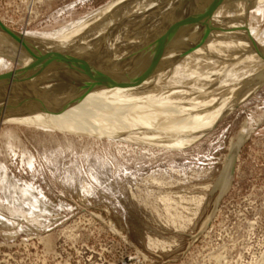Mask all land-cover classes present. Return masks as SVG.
Wrapping results in <instances>:
<instances>
[{
  "label": "rangeland",
  "instance_id": "obj_1",
  "mask_svg": "<svg viewBox=\"0 0 264 264\" xmlns=\"http://www.w3.org/2000/svg\"><path fill=\"white\" fill-rule=\"evenodd\" d=\"M115 1L118 3L119 0H0V22L22 35L29 33L35 36L34 40L29 38L35 42L32 44L34 46L29 41V48H25L24 53L19 39L21 43L17 41L16 47L0 50V74L24 68V61L34 64L27 60L28 58L38 61L39 55L54 57V49L58 51L61 48L55 52L59 54L64 48L60 42L62 39L69 42L77 38L79 43L76 44L81 47V52L77 53L79 57H82V52L88 56L94 54L93 59L91 56L85 58L89 63L84 62L82 57L80 65L88 64L93 67L103 59L105 61L109 57L117 58L128 51L131 53L134 51L135 54L143 52L146 55L154 52L156 58L162 53L161 58L157 59L162 68L173 67L176 63L186 66L190 62L191 65L192 61L198 63L201 61L204 64L209 59L207 53L208 55L212 53L213 46L217 43L221 45L220 41L221 43L227 41L225 34L230 35L234 32L239 34L240 43L233 45L240 46L244 53L257 56V50L248 44V39L264 47V0H224L222 1L224 11L221 12L216 10L221 0L217 5L211 4V0L204 2L197 0L185 4L173 2L162 5L160 13L153 15L148 13L147 16L140 15L143 14L141 8L136 6L135 9L120 8V11L115 7L117 4ZM239 15L243 23L241 20L234 21L236 16L240 18ZM169 22L179 27L175 29L168 27L166 31L164 26ZM225 27L233 28L234 32L233 29ZM180 30L183 32L179 35ZM144 34L146 36L149 34L148 38ZM154 34L163 39V43L160 38L154 39L156 42L149 40ZM202 34L204 36L211 34V40L209 35L201 37ZM164 35L169 38L166 39ZM232 36L236 38L235 35ZM195 38L200 40L196 41ZM41 39L46 41L43 40L46 44H43V47L39 44L43 43ZM47 40H57V43L54 45L51 42L49 45L50 42ZM8 42L11 41L0 39V47H5ZM110 43H113V47ZM198 44L200 47L209 45L211 49L203 52L205 50L198 48ZM151 46L154 48L150 49ZM188 46L190 48H187ZM46 48L52 49L46 51L52 54L45 51L43 54L42 50ZM177 48L182 49L179 51ZM177 50L181 58L177 56ZM193 51L198 53L195 55ZM185 53L189 54L186 58ZM36 54L38 56L33 58L32 56ZM72 55L70 53V56ZM129 56L127 62L133 60V54ZM174 56L178 57V60H174ZM55 57H60V54ZM101 57L103 58L100 59ZM122 58L116 61L121 63ZM243 58L241 57L242 60ZM240 61L236 64L239 65L242 62ZM53 62L54 65L48 64L45 71L47 78L52 76L55 78L52 79L53 82H67L69 79L72 81L74 78L87 76H80L83 71L73 73L66 70L65 62L66 66L58 64V60ZM244 65L248 66L251 63ZM131 69L129 71L138 70L133 67ZM58 72L65 73V77L61 76L62 79L54 77L53 74L56 75ZM70 72L73 76L67 77ZM88 72L85 71L86 74ZM27 74L15 75L10 82L0 83V116H3L2 112H8L4 115L8 118L0 120V264H264V82L249 97L242 100L239 107L230 109L223 118L209 126L205 134L195 139L192 135L203 132L201 125L209 124L214 117V106L205 100L210 97L209 92L198 87L199 90L194 91L197 94L194 92L192 96L185 94L187 99L191 97L188 104L185 103L187 99L185 102L182 101L184 95L180 91L183 87V90L193 89L191 84H179L180 86L177 84L178 88L175 84V87H172V84L166 83L169 84V89L167 85L160 84L159 89L163 87L167 90L161 89L160 92L163 90V94L158 92V95L151 93V89L152 92L159 91L157 86L150 85L151 82H148L150 86L148 83L145 86L144 83L140 85L129 83L133 87L125 83L122 90L126 92L134 90L127 94L129 99L131 96L133 99L136 97L134 99H138L136 102L142 100L168 102L170 99L169 104L184 102L182 104L184 106L181 105L183 108L187 105L190 106L189 109L191 106L194 107L190 110L206 104L213 107L207 109L205 106L206 112L204 109L203 113L201 109L196 110L198 112L192 111L193 113L187 109L191 112L192 118L198 116L200 125L190 123L191 126L195 125L190 129L196 131H192V135H185L184 138L191 137L189 139L193 140H188L186 145L180 144L178 148H172L164 143L166 140L162 138L157 141L146 139L148 142L141 140L142 134L138 131V125L132 120L135 114L127 103V107L123 105L115 110L113 109L115 106L112 107L114 111L122 114L121 116L118 114V123L116 117L110 119L113 114L108 118L114 128L126 131L124 133L126 138L123 137V132L118 130L112 131L113 138L107 137L108 134L86 136L27 125V121L22 119L8 120L15 116L13 112L18 116L28 114V94L32 93L30 88L33 86L24 82V76ZM115 74L118 72L115 71ZM123 76L130 79L133 74L123 72ZM43 81L44 84L48 83L46 79ZM154 81L157 82L156 79ZM170 90L177 91L178 94L180 92V96L169 93ZM74 91L78 95L79 103H89L87 98L90 96L89 91L92 90L88 91L89 94L85 92L87 96L83 93L87 98L81 95L84 97L82 99L79 96L81 94L79 89H73ZM113 91L115 89L104 93L102 96L106 98L98 97L95 102H112L115 99L122 101L119 95L121 91L114 93ZM52 92L54 94H50L57 95L56 97L61 93L66 95V91ZM132 92L137 95L134 93L136 96H133ZM44 93L47 94V91ZM71 94L75 96L74 93ZM194 95L202 96L204 101H198L199 99L193 98ZM1 96H5L6 100L4 101ZM178 96L179 99L182 98L179 100ZM51 97H48V103L52 102ZM58 99L54 98L55 108L48 109L45 106L46 102L45 111H59L57 103L61 100ZM123 100L129 102L128 98ZM194 101L198 102L195 104ZM21 108L23 109L20 110ZM113 110L110 113H113ZM123 121L128 122L127 125L132 126V129L125 127ZM243 124H247L248 138L238 154L231 185L214 209L218 191L211 195L209 192L223 166L229 143Z\"/></svg>",
  "mask_w": 264,
  "mask_h": 264
},
{
  "label": "bare ground",
  "instance_id": "obj_2",
  "mask_svg": "<svg viewBox=\"0 0 264 264\" xmlns=\"http://www.w3.org/2000/svg\"><path fill=\"white\" fill-rule=\"evenodd\" d=\"M194 1H197V0H119L118 3L116 4V8H119L118 10H120V8H134L135 9V6L137 8H141L140 11H142L143 14H140V15H145L147 16V14L149 13V15H153V14H158L160 13V8L162 5H165V4H172L173 2H177V3H180V4H185V3H192ZM200 2H204V1H207V0H198ZM209 1V0H208ZM220 0H211V4H216L219 2ZM222 1L224 0H221V2L216 6V10H223L222 8ZM247 1V0H246ZM115 2H113L115 4ZM230 2V1H229ZM234 3V2H233ZM236 4V3H235ZM242 4V3H241ZM113 5V4H112ZM232 6V5H231ZM244 6V5H242ZM241 6V7H242ZM109 7V6H108ZM110 7H113L110 5ZM114 7V8H115ZM212 7V6H211ZM245 7V6H244ZM115 8V9H116ZM226 8V7H225ZM227 8H229L227 6ZM114 9V10H115ZM236 9V8H235ZM245 9V8H244ZM117 10V11H118ZM196 10V9H195ZM199 10V9H198ZM215 10V12H216ZM241 10V9H240ZM121 11V10H120ZM212 11V10H210ZM209 11V12H210ZM224 11V10H223ZM232 11V10H231ZM233 11H234V8H233ZM232 11V12H233ZM243 11V10H242ZM241 11V12H242ZM240 12V13H241ZM133 13V12H132ZM244 13V11H243ZM229 14V12H228ZM236 14V13H235ZM242 15V13H241ZM244 15V14H243ZM124 16V15H123ZM126 16V15H125ZM124 16V17H125ZM228 16V15H227ZM240 16V15H239ZM122 17V16H121ZM127 17V16H126ZM130 17V16H129ZM128 17V18H129ZM243 17V16H242ZM245 17V16H244ZM243 17V18H244ZM131 18V17H130ZM129 18V19H130ZM227 18V17H226ZM234 18V17H232ZM123 19V18H122ZM121 19V20H122ZM220 19V18H219ZM228 19V18H227ZM167 20V19H166ZM234 20V19H233ZM242 22V19H241V16L240 18L236 16L235 20L234 21H238ZM244 20V19H243ZM88 22V21H87ZM231 21H229L230 23ZM129 23V22H128ZM227 23V26L228 24ZM232 23V22H231ZM230 23V24H231ZM243 23V22H242ZM241 23V24H242ZM173 23L172 22H169V23H165V28H166V31H167V28L168 27H173L174 29L176 27H179V26H174L172 25ZM176 24V23H175ZM236 24V22H235ZM170 25V26H169ZM178 25V24H176ZM233 25V24H232ZM231 25V27H232ZM124 26V25H123ZM188 27V25H186ZM225 26V25H224ZM234 26V25H233ZM190 27V26H189ZM221 27V26H219ZM110 30H112V26H110ZM122 28V27H121ZM165 28L163 29V32L165 30ZM201 28V27H200ZM226 29L228 27H225ZM126 29V28H125ZM129 29V28H128ZM173 29V30H174ZM218 29V28H217ZM224 29V28H223ZM229 29V28H228ZM233 29V28H232ZM232 29H229V30H232ZM151 30V29H150ZM160 30V29H159ZM169 30V29H168ZM177 30V29H176ZM228 30V31H229ZM114 31V30H113ZM124 31V30H123ZM165 31V32H166ZM170 31V30H169ZM168 31V33H169ZM172 31V30H171ZM199 31V30H198ZM207 31V30H206ZM214 31V30H213ZM212 31V33H213ZM216 31V29H215ZM225 32H227V30L224 29ZM236 31V30H235ZM68 32V31H67ZM111 32V31H110ZM116 32V31H114ZM175 32V31H173ZM183 32V31H178L179 35L180 33ZM220 32V31H218ZM223 32V31H222ZM221 32V33H222ZM233 32H234V29H233ZM145 33V32H144ZM147 33V32H146ZM151 33V32H150ZM167 33V32H166ZM195 33V32H194ZM219 33V34H221ZM232 33V32H229V34ZM237 32H234L230 35H226L225 34V39L224 40L225 42L221 43V41L219 42L221 45H218L215 44L214 49H212V53L208 55L207 53V57L209 59L206 60V62L203 64L201 61L198 63L197 61H192V64L190 65V62L188 65L186 66H182L180 63H176V65H174L173 67H170V68H167V67H161L159 65V61H157V59H159V57L161 58L160 55H162V53L159 55L158 58H156L153 52V54H145L143 52H138V53H133L134 51H131L129 52H125V54H122L120 55V57H117V58H111L110 57L104 61V59L102 60V62L99 61V63L97 65H95L94 67L93 66H89L88 64H86L85 66H81L80 64V60L81 58L83 57L84 60L85 58L91 56L87 53H83L82 57H79L77 55V53H80L81 51V47L79 44H76L79 43L76 39L73 40V41H69V42H64L63 39L60 41L62 42L64 48H62V51L59 52L60 54V57H55V56H58L59 54L55 53L57 50L54 49V57L53 56H49V55H37L36 56H32L33 58H36L38 56L39 60L36 61V60H33L30 58H28L27 60H29L30 62H33L34 64H29L27 61H24L25 63V67L22 68V69H16V70H13V71H9V72H6L5 74H0V83L2 82H10V80L15 76V75H18V74H21V76H23L22 74H26L28 73L26 76H24V82L28 83L29 85H32L33 88H30L32 89V93L29 95L28 94V102H27V105H28V108L29 110L27 111L28 114L27 115H16L17 113H14L13 114L15 115L13 118H9L8 120H19V119H22L24 121H27V125H32V126H36V127H43L45 129H52V130H60L62 131L63 133H69V134H75V135H86V136H100L99 134L101 135H105V134H108L109 138H113V134L112 131H122V135L123 137L126 138V131L122 130L121 128L117 129V128H114V126L110 123V120L108 119L112 114L114 116H111L110 119L116 117L115 119L117 120V123L119 122V118L118 116L120 115V113L114 111L115 108H120L119 106H126V103L129 105V107L133 110V113L135 114V116L132 117V120H134L136 122V125H138V131L143 135H140V138H142L141 140H148V139H154V140H160L159 138H162L164 140H166L164 143H167L170 147H175V148H178L181 144V146L183 145H186L188 144V140L191 141L193 139H189L191 137H187V138H184L185 135H192V131H196V129H190L192 127H194L195 125H200V123H198V116H196V118H192L191 117V112L192 111H196V110H200L202 111V113L205 111L206 112V109H205V106L207 107H210L211 106H208L207 104L206 105H203L202 107H198V109H193V110H190L191 108H194L191 106V108L189 109L190 106H185V108H183L182 104H184V100L187 99L185 96V94L189 95V96H192L193 92L194 91H198L199 88L201 87L202 91H206V92H209L210 93V97H208V99L205 98L206 101H208L209 103L211 102L212 106H214V111H213V114H214V117L211 118L210 120V123L209 124H206V123H203L204 125L202 126L201 125V128L203 129V132L201 133H198L197 135H192V137L197 138L198 136H201L203 134H205L208 129L219 119L223 118L225 116V114L230 110L232 109L233 107L234 108H237L239 107L240 103L242 100H244L245 98L249 97L260 85L261 83L264 82V47H260L256 44H254L250 39H248V44L257 50V56L254 57V54H250V53H244L241 49L240 46H234L233 44L235 43H240V38H239V34ZM24 35H22L21 33L19 32H16L14 30H10L9 28H7L5 25H3V23L0 22V39H6V40H10L11 42L7 45H4L5 47H0V50L2 51L3 49H5L6 47L8 48H13V47H16V43L18 41V39L20 41H18L19 43H21L23 46H22V52L24 51L25 48H29V44L31 42V45L34 44L35 42H32L35 38V36H31L29 33H23ZM66 35V32L64 33ZM69 34V33H68ZM172 35V33H170ZM170 34H166L170 36ZM191 34V33H190ZM204 34V32H203ZM202 34V35H203ZM206 34V32H205ZM224 34V33H223ZM114 35V34H113ZM122 35V34H121ZM120 35V36H121ZM146 36V34H144ZM149 35V34H148ZM148 35L146 36V38H148ZM177 35V34H176ZM192 35V34H191ZM209 35V39H210V35L211 34H208ZM208 35H205V36H208ZM213 35V34H212ZM232 35H235L236 38H234ZM80 36V35H79ZM111 36V35H110ZM110 36L108 38H110ZM165 36V35H164ZM165 36V38H166ZM169 36L167 38H169ZM187 35H185L186 37ZM193 36V35H192ZM191 36V37H192ZM204 35L201 36V37H205ZM223 36V35H222ZM220 36V37H222ZM247 36V35H245ZM38 37V36H37ZM64 38V36H62ZM67 37V36H66ZM70 36H68L67 38H69ZM75 37V36H74ZM74 37H72L74 39ZM77 37V36H76ZM82 37V35H81ZM127 37V35H126ZM175 37V36H174ZM197 37V36H196ZM200 37V38H201ZM29 38L33 39L32 41L29 40ZM79 38V37H78ZM83 38V37H82ZM114 38H116L114 36ZM118 38V36H117ZM142 38H144L142 36ZM160 37L157 36V35H153V37L149 38V40H152V41H155L154 39H159ZM164 38V39H165ZM166 38V39H167ZM54 39V38H53ZM66 39V38H65ZM81 39V38H79ZM112 39V38H111ZM136 39V38H135ZM176 39V38H175ZM192 39V38H191ZM196 39V38H195ZM206 39V38H205ZM207 39V41L209 40ZM223 39V38H222ZM37 40V38L35 39V41ZM42 40V39H41ZM44 40V39H43ZM42 40V41H43ZM46 40V38H45ZM44 40V41H45ZM69 40V39H68ZM119 40H121L119 38ZM126 40V39H125ZM139 40V39H138ZM137 40V41H138ZM147 40V39H146ZM161 40V38H160ZM172 40V39H171ZM188 40V39H187ZM197 40H200L199 38L196 39ZM211 40V39H210ZM209 40V41H210ZM30 41V42H29ZM44 41L43 43L42 42H39V44H42V47H43V44H44ZM50 44H54L57 40L55 41H52V40H47ZM67 41V40H66ZM113 41V40H112ZM111 41V42H112ZM133 41V40H132ZM140 41V40H139ZM138 41V43H139ZM177 41V40H176ZM195 41V40H194ZM206 43H209L207 42ZM6 42V41H4ZM3 42V43H4ZM46 42V41H45ZM47 42V43H48ZM52 42V43H51ZM59 42V41H58ZM109 42V40H108ZM156 42V41H155ZM3 43H2V46H3ZM7 43V42H6ZM5 43V44H6ZM57 43V42H56ZM114 43V42H113ZM113 43H110L112 44V47H113ZM116 43V42H115ZM132 43V42H130ZM137 43V44H138ZM160 43V42H157V44ZM161 43H163V39L161 40ZM196 43V42H195ZM194 43V44H195ZM198 43V42H197ZM196 43V44H197ZM202 43V41H201ZM204 43V42H203ZM1 44V43H0ZM38 44V42L36 43ZM103 44V43H102ZM109 44V43H108ZM107 44V45H108ZM133 44V43H132ZM156 44V43H155ZM156 44V45H157ZM173 44V43H171ZM188 44V43H187ZM191 44V42H190ZM232 44V45H231ZM26 45V46H25ZM46 45V44H44ZM55 45V44H54ZM59 46V44H57ZM56 45V46H57ZM122 45V44H121ZM130 45V44H129ZM136 45V44H135ZM163 45V44H162ZM166 45V44H165ZM203 45V44H202ZM212 45V44H211ZM230 45V46H228ZM34 46V45H32ZM57 46V47H58ZM61 45V47H63ZM67 46V47H66ZM118 46V45H117ZM134 46V45H133ZM158 47H160L159 45H157ZM209 45H203V46H199L198 44V48H201L204 49L205 51L203 52H207L208 48L211 49V47H207ZM38 47V46H37ZM41 47V45L39 46ZM41 47V48H42ZM46 47V46H45ZM48 47V46H47ZM60 47V46H59ZM58 47V48H59ZM111 47V45H110ZM153 46H151L150 49H152ZM158 47L156 49H158ZM181 47V46H180ZM186 47V46H185ZM194 47V46H193ZM191 46V48H193ZM49 48V47H48ZM46 48V50H42V53L44 54L43 51H48V50H52V49H48ZM57 48V49H58ZM119 48V46H118ZM121 48V47H120ZM154 48V47H153ZM162 48V46H161ZM164 48V47H163ZM187 48H190L189 46ZM32 49V48H31ZM35 48L33 47L32 50H34ZM48 49V50H47ZM165 49V48H164ZM163 49V50H164ZM167 49V48H166ZM165 49V50H166ZM178 49V48H177ZM182 49V48H181ZM180 49V50H181ZM185 49V48H183ZM196 49V48H195ZM30 50V49H29ZM28 50V52H29ZM31 50V51H32ZM61 50V48L58 49V51ZM137 50V49H136ZM147 50V49H146ZM159 50V49H158ZM162 50V51H163ZM169 50V48H168ZM171 50V48H170ZM176 49H174L175 51ZM179 50V49H178ZM177 50V52H178ZM179 50V51H180ZM187 50V49H186ZM190 50V49H189ZM194 50V49H193ZM199 51V49H197ZM12 51V50H11ZM39 51V50H38ZM49 51V52H50ZM57 51V52H58ZM155 51V50H154ZM161 51V50H160ZM161 51V52H162ZM201 51V52H202ZM21 52V49L20 51ZM27 52V51H26ZM34 52V51H33ZM49 52L47 54H49ZM71 55L73 53H75V55L73 54L72 56H70V53ZM165 52V51H164ZM176 52V51H175ZM183 52V50H182ZM195 53V55L198 53H196L195 51H193ZM200 52V53H201ZM202 52V53H203ZM24 53V52H23ZM31 53V52H30ZM35 53V52H34ZM32 53V54H34ZM40 53V51H39ZM41 53V54H42ZM45 53V54H46ZM52 54V52H50ZM62 53V54H61ZM81 53V54H82ZM158 53V52H157ZM167 53V51H166ZM170 53V51H169ZM173 53V51H172ZM181 53V52H180ZM184 53V52H183ZM187 53V51H186ZM185 53V55H186ZM190 54V52H188ZM192 53V52H191ZM239 53H241L239 55ZM67 54V55H66ZM69 54V55H68ZM99 54V53H98ZM133 54V57L135 55V57L127 62V59L130 57L129 55H132ZM188 54V55H189ZM229 54V55H228ZM248 55V56H245ZM35 55V54H34ZM62 55V56H61ZM80 55V54H79ZM157 55V56H158ZM188 55L184 56V58H186ZM193 55V54H192ZM206 55V54H205ZM245 56L243 58V56ZM81 56V55H80ZM104 56V55H103ZM179 58H181L179 56V52H178V55H177ZM191 56V54H190ZM204 56V55H203ZM67 59L65 60L64 58ZM92 59L94 58V54L91 56ZM89 57V58H91ZM96 57V56H95ZM113 57V56H112ZM123 57V58H122ZM178 57L175 58L174 56V60L177 59L178 60ZM241 57L243 58V60L241 59ZM103 57H101L100 59H102ZM118 58H122V62L121 63H118L116 60ZM193 59V57H190ZM198 58V56H197ZM19 59V58H17ZM91 59V60H92ZM190 59V60H192ZM55 60H58V64L61 63V66H66L67 65V68L66 70H71V72L73 71V73H78V71H83L84 73L80 74L81 75H87L86 77H78L79 78H74L72 79H69V81L67 82H53L52 79H55L53 78L52 76V73L50 71L51 74L50 76L52 77H49L47 78L45 75H47V71L46 68H48V64H52L54 63L53 61ZM62 60V61H61ZM65 60V61H64ZM147 60V62H145ZM189 60V59H188ZM241 60L243 63V65H237L236 63ZM20 60H18L19 62ZM67 61V62H66ZM79 61V62H78ZM96 61V60H95ZM124 61V62H123ZM157 62V63H151V62ZM199 61V60H198ZM256 61H259L261 64L259 65L258 63L259 62H256ZM65 62V64H64ZM84 62H87V59L84 61ZM254 62V63H253ZM257 64H256V63ZM63 63V64H62ZM69 63V64H68ZM89 63V62H87ZM245 63H251V65H244ZM130 64V65H129ZM198 64L200 66H198ZM49 65V66H50ZM54 65V64H52ZM51 65V66H52ZM77 66L74 68V66ZM88 65V66H87ZM127 65V66H125ZM50 66V67H51ZM89 67V68H88ZM133 67V69H136L138 68V70H136L135 72L133 71H129V70H132L131 68ZM71 68V69H70ZM125 69V70H124ZM262 69V70H261ZM61 70V69H60ZM63 71V70H62ZM75 71V72H74ZM85 71H89L87 74L85 73ZM115 71L118 72V74H115ZM261 71V72H260ZM70 72V73H71ZM123 72H128V73H131L133 74L132 78L130 77L131 80H133L131 82V80L129 79V77L127 76H123ZM69 73V75L67 77H71L73 76V74L71 75ZM68 74V73H66ZM113 74V75H112ZM54 77L56 78H63L61 76H64L65 77V73L61 74L60 72L53 74ZM59 75V77H57ZM75 75V74H74ZM117 75V76H115ZM45 76V78H44ZM76 76V75H75ZM48 80L46 82H48L47 84H44L43 80ZM66 79V78H65ZM81 79H83L81 81ZM85 79V80H84ZM100 79V80H99ZM157 80V82H155L154 80ZM58 80V79H56ZM23 82V80H21ZM49 82H51L52 84H50ZM148 82H151L150 85L152 84V86H157L158 89H159V85L160 86H168L167 88L169 89V84H172V87H178L177 84H183V85H188V84H191V87H193V89H187L183 87V89L180 91L181 93H183L184 95V99H182V104H180L181 102H175L177 104L174 105V102H172L173 104H169V100L168 102H166L165 99V95H164V102H144V100H142L143 98H141L142 101L140 102H136L137 100H134L132 98V96L130 97L129 99V96H128V92L122 90V87L124 88V85H126L125 83H128L127 85H129V83H133L135 85H140V84H143V86L147 85ZM153 82H155V84H153ZM18 83L20 84V80L18 81ZM166 83H169V84H166ZM175 84V85H174ZM149 83H148V86H150ZM193 85V86H192ZM132 86V84L129 85V87ZM142 86V85H141ZM171 86V85H170ZM180 86V85H179ZM31 87V86H30ZM112 87L115 89V91H121L119 95H121V99L122 101L119 99H115L114 101L112 100V102H107V101H104V102H99V103H96L95 100H97L96 98L100 97L99 99L103 98L104 96H102L104 93H108V92H112ZM128 87V86H127ZM133 87V86H132ZM131 87V89H132ZM156 87V89H157ZM171 87V88H172ZM199 87V88H198ZM91 88V89H89ZM104 88V89H103ZM116 88H121L120 90L119 89H116ZM135 88V87H134ZM143 88V87H141ZM153 88V87H150V89ZM179 88V87H178ZM177 88V89H178ZM73 89H79V92L81 94H79V96L81 97L82 96H85L86 93L89 94L90 92V96L87 98V94L85 96V98H87L88 102H86V104H81L78 102V99H77V94H75L76 92L74 91L73 92ZM92 90L89 91V90ZM105 89H108L107 92H104ZM154 89V88H153ZM155 89V90H156ZM163 89L165 90L163 87H161L159 89V91H153L152 92V89L150 90L152 94H158V92H160V90ZM175 89V88H174ZM55 90H58V91H61V92H64L66 91V95L64 93H61V95H59V97H56L50 93H53L52 91L55 92ZM89 92H88V91ZM162 90V92H163ZM167 90V89H166ZM165 90V91H166ZM47 91V94H45L44 92ZM87 91V92H86ZM113 91V93L115 92ZM123 91V92H122ZM131 91H134V90H131ZM130 91V92H131ZM145 91V90H143ZM164 91V92H165ZM169 91V90H168ZM167 91V92H168ZM49 92V93H48ZM86 92V93H85ZM129 92V93H130ZM135 92L138 93V90ZM134 92V93H135ZM160 92V94L162 93ZM172 92V93H171ZM179 92V94H180ZM242 92V93H241ZM27 93V92H26ZM57 93V92H55ZM60 93V92H59ZM71 93H74V95L76 96H73ZM83 93H85L83 95ZM133 93V92H132ZM133 93V96H136L135 94ZM166 93V92H165ZM164 93V94H165ZM171 94H174L176 96L179 95L177 91H171L170 92ZM195 94H197V92H194ZM205 93V92H204ZM240 93V95H239ZM50 94V95H49ZM54 94V93H53ZM118 94V93H117ZM116 94V96H117ZM140 94V93H138ZM144 94V93H143ZM147 94V93H146ZM163 94V93H162ZM161 94V95H162ZM171 94H169L171 96ZM131 95V94H130ZM157 95V96H158ZM160 95V96H161ZM168 95V97L170 98V96ZM204 95V94H203ZM239 95V96H238ZM51 97L53 96L54 98H59L58 102L57 103V106L59 108V111H55V112H50V111H45V109H49L50 108H55L56 105L54 106V98L51 97V101L50 103H48V97ZM106 96V95H105ZM109 96V94L107 95ZM174 96V97H175ZM180 96V95H179ZM179 96H178V99H179ZM182 96V95H181ZM119 97V96H117ZM142 97V96H141ZM147 97V96H146ZM1 98L4 99V101L6 100L5 96H1ZM76 98V99H75ZM84 98V97H81V99ZM106 98V97H104ZM109 98V97H107ZM123 98L129 100V102H125L123 100ZM138 98V97H137ZM162 98V97H161ZM182 98V97H181ZM180 98V99H181ZM191 98V97H190ZM188 98V99H190ZM195 99H199L198 101H204V98L201 96V97H198V96H195L194 97ZM50 99V98H49ZM157 99V98H156ZM172 99V98H171ZM176 99V98H175ZM174 99V100H175ZM176 99V100H178ZM179 99V100H180ZM185 102V103H188L190 100H188ZM9 100V99H8ZM18 100V99H17ZM24 100V98H23ZM57 100V99H55ZM105 100V99H104ZM140 100V98H139ZM158 100V99H157ZM175 100V101H176ZM102 101V100H101ZM163 101V100H161ZM173 101V100H172ZM196 101V102H198ZM205 101V102H206ZM21 101H19L20 103ZM44 102V103H43ZM48 103L49 106H47L46 104ZM85 102V101H84ZM166 102V103H165ZM171 102V101H170ZM195 102V101H194ZM195 102V104H196ZM9 103V101L7 102V104ZM18 103V106L20 105ZM43 103V105H42ZM46 103V104H45ZM200 103V102H199ZM208 103V104H209ZM11 104V103H10ZM47 107H45L44 106ZM180 104L179 106H176ZM190 104V103H188ZM194 104V103H193ZM5 105V104H4ZM25 107H26V104H24ZM23 105V106H24ZM182 105V106H181ZM200 105V104H199ZM210 105V104H209ZM17 106V109H19ZM39 106V108L37 107ZM115 106V107H114ZM182 108H181V107ZM2 107V106H1ZM10 107V106H9ZM7 107V108H9ZM112 107H114L112 109ZM196 107V106H195ZM99 108V109H98ZM122 108V107H121ZM23 108H21L20 110H22ZM26 109V108H25ZM116 109V110H117ZM124 107H123V111H124ZM190 111H188V110ZM205 109V110H204ZM5 110V109H4ZM9 110V109H8ZM14 110V109H13ZM53 110V109H52ZM56 110V109H54ZM111 110H113V113H110L112 112ZM120 110V109H119ZM204 110V111H203ZM208 110V111H210ZM15 111V110H14ZM18 111V110H16ZM45 111V112H44ZM100 111H104L103 113H101ZM127 111V109L125 110ZM11 112V111H10ZM19 112V111H18ZM23 112V111H22ZM21 112V113H22ZM49 112V113H48ZM116 112V113H114ZM198 112V111H196ZM195 112V113H196ZM215 112V113H214ZM5 113H8L6 111L2 112L1 115L3 116H0V120L1 119H4V118H8V117H5ZM20 113V114H21ZM26 113V111H25ZM43 113V114H42ZM126 113V112H125ZM193 113V112H192ZM119 114V115H118ZM129 114V113H128ZM212 114V113H211ZM122 115V114H121ZM120 115V116H121ZM130 115V114H129ZM129 117V116H128ZM122 118H125V117H122ZM131 118V117H130ZM190 118H192L190 121ZM208 118V117H207ZM114 119V120H115ZM125 119H129V118H125ZM205 119V118H204ZM203 119V120H204ZM210 119V118H209ZM6 120V119H5ZM123 120V119H122ZM122 120H121V123H122ZM114 123H116V121H113ZM125 122L124 125L125 127H127L128 129H132V126H128L126 121H123ZM189 122V123H187ZM201 122V121H200ZM206 122V120H205ZM208 122V121H207ZM116 123V124H117ZM120 123V124H121ZM131 124H135V123H132L130 122ZM190 123L192 124H195L194 126H191ZM123 124V123H122ZM121 124V125H122ZM120 125V127H121ZM122 125V126H124ZM246 125L247 124H243L242 128L239 130V132L236 134V136L231 140V142L229 143V147L230 145L236 140V139H241V140H246L248 138V135L246 134ZM210 126V127H209ZM130 127V128H129ZM188 128V129H186ZM134 129V128H133ZM145 129V130H144ZM110 132V133H109ZM197 133V132H196ZM145 136V138H144ZM167 136V137H165ZM161 139V140H162ZM187 139V140H185ZM146 140V142H148ZM152 140V141H154ZM222 183V181L220 182V184L218 186H220Z\"/></svg>",
  "mask_w": 264,
  "mask_h": 264
},
{
  "label": "water",
  "instance_id": "obj_3",
  "mask_svg": "<svg viewBox=\"0 0 264 264\" xmlns=\"http://www.w3.org/2000/svg\"><path fill=\"white\" fill-rule=\"evenodd\" d=\"M244 141L245 139L244 140L236 139L228 148V152L224 158L223 166L219 171V174L215 178L214 183L211 187V191L209 192V195H211L214 191L216 190L218 191L215 199L214 209L217 208L221 198L227 192V190L231 185L237 157ZM221 181H222L221 185L218 186Z\"/></svg>",
  "mask_w": 264,
  "mask_h": 264
}]
</instances>
